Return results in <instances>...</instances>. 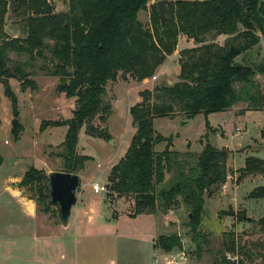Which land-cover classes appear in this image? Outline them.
Returning <instances> with one entry per match:
<instances>
[{"label":"trees","instance_id":"1","mask_svg":"<svg viewBox=\"0 0 264 264\" xmlns=\"http://www.w3.org/2000/svg\"><path fill=\"white\" fill-rule=\"evenodd\" d=\"M150 1L67 0L68 8L57 10L52 0H0V82L13 102L11 129L17 140L23 126L8 76L20 80L23 88L34 90L37 82L30 77V68L37 57L46 60L39 68L59 76L56 91L75 96L71 117L61 121L68 128L59 144L63 148L60 169L77 172L91 157L77 148L81 126L88 134L111 138L104 124L112 111L106 92L109 81L115 80L119 72L138 80L153 76L177 47L179 34L193 38V45L179 50V74L173 83L157 82L151 89L139 90L141 99L129 107L135 132L107 179L117 196H134L136 212H166L182 200L192 213L186 222L191 239L200 248L204 198L214 186L227 180V149L206 140L201 150H156L155 145L168 137L154 130L153 118L174 112L184 113L186 119L199 112L264 109V59L250 63L236 59L260 41L264 0H168L164 29L156 0L149 3L152 25L139 19V11ZM10 10L20 26L21 33L16 36L5 27ZM47 123L42 121L41 127ZM2 161L0 154V165ZM44 171L29 166L19 185L35 189V199L47 211L51 207L42 179ZM167 172H172V183L157 189ZM251 173L264 175V157L246 156L238 178ZM250 191L251 197L264 196V184ZM260 222L264 223V216ZM225 243L220 255L214 257V264H246L227 252H250L237 246L234 236ZM155 245L165 251L182 247L178 232L161 233ZM261 259L258 264H264V255Z\"/></svg>","mask_w":264,"mask_h":264},{"label":"rangeland","instance_id":"2","mask_svg":"<svg viewBox=\"0 0 264 264\" xmlns=\"http://www.w3.org/2000/svg\"><path fill=\"white\" fill-rule=\"evenodd\" d=\"M52 1L57 10L68 8L67 0ZM138 17L151 26L150 6L141 9ZM5 27L10 35L21 33L17 17L11 10ZM245 54V59L241 60L242 54L236 59L247 63L264 59V31L257 46ZM178 60V56L172 55L162 64L160 72L164 74L156 71L153 76L138 80L129 73L119 72L118 77L107 84L112 111L104 124L108 126L111 138L88 134L83 126L78 132V151L91 157L85 167L77 171L85 174L82 190L78 192L82 202L72 208L71 223L67 227L60 223L53 207L43 210V204L35 199V189L20 186L19 182L31 165L45 171L62 168L63 148L59 143L68 127L61 121L71 117L75 96L56 91L59 76L40 69L46 60L39 57L30 68V77L37 82L36 89L23 88L20 80L8 76L23 126L19 139L15 140L11 129L15 117L13 102L4 91V83L0 82V154L3 157L0 165V264H113L112 259L117 264H165L170 255L180 261L179 250H184L186 258L178 264H214V257L220 255L219 250L231 236L237 246L250 255L237 249L227 252L228 256L243 259L246 264H258L262 260L264 223L260 219L264 216V196L256 198L249 193L264 184V175L251 173L242 179L238 177L246 156L264 157V109L242 113L238 108L207 114L199 112L186 119L184 113L174 112L153 118L154 130L168 137L155 145L156 150L165 147L201 150L206 140L227 149V180L214 186L204 198L200 225L204 239L201 238L200 248L191 239L192 231L186 222L192 215L182 200L178 199L166 212L160 209L136 212L133 195L117 196L111 192L107 173L124 155L135 132L130 105L141 99L140 89H151L157 82L173 83L179 74ZM42 121L48 123L41 127ZM95 122L98 123V119ZM165 176L157 189L172 183V172ZM92 181L105 184L107 190L94 191ZM102 201L116 205V208L109 209L111 215L143 214L142 219L119 220L116 226L113 225L116 231L112 235H108L109 231L101 225L90 228L76 221L77 218L83 219L82 208ZM165 213L169 225L162 222ZM160 227L162 231L178 232L182 247L156 252L152 244ZM85 232L91 234L90 237Z\"/></svg>","mask_w":264,"mask_h":264},{"label":"water","instance_id":"3","mask_svg":"<svg viewBox=\"0 0 264 264\" xmlns=\"http://www.w3.org/2000/svg\"><path fill=\"white\" fill-rule=\"evenodd\" d=\"M158 18L161 29L165 28L166 7L168 0H156ZM6 69L10 72V67ZM171 83V82H170ZM46 186L47 203L56 210L60 223L67 227L72 215V208L79 201L78 192L82 187V178L78 172H68L61 169L47 170L42 173ZM190 215H192L190 213ZM249 218V217H248Z\"/></svg>","mask_w":264,"mask_h":264},{"label":"crops","instance_id":"4","mask_svg":"<svg viewBox=\"0 0 264 264\" xmlns=\"http://www.w3.org/2000/svg\"><path fill=\"white\" fill-rule=\"evenodd\" d=\"M153 1L154 0H151L150 2L147 3V5L150 6L149 3H152ZM261 33L262 32H260V35H261ZM193 44H194L193 38H190V37L188 38V37H186L183 34H179L178 35L177 47L172 51L171 54L167 55L166 59L160 65H158V67L156 68V71H158V73H159L160 70H161V67L165 64V62H167L168 60L171 59L172 55L173 56H178L180 49L187 48V47H189V46H191ZM249 50H251V49H249ZM249 50H247V51H249ZM247 51H244L243 53H241L242 54L241 60L245 59V56H246L245 53ZM178 58H179V56H178ZM178 62H179V60H178ZM160 73L164 74L162 72H160ZM78 173L80 174V176L82 178V186H83V181H84L83 177H84L85 174L82 173V172H78ZM81 190H82V187H81ZM79 202H82L80 198H79V201L77 202V204ZM110 208H116V205L110 204V203H108V204L107 203H103V201H102L101 204H99V203H97V204H88L86 207L81 209L82 212H83V219L79 220L77 218L76 221H78V222L80 221L82 224H84V226H87V227H90V228L91 227L94 228V226H96V225H101L102 228L104 227L103 228L104 230L106 229L107 232L109 231L108 235L109 234L112 235L113 232L116 231V229L114 228L113 225L116 226V224H118L119 220L122 219V220L125 221V220L138 218V217H139V219H142L140 217L143 214H138V215H135V216H130L128 214H123V213H119L118 215H111L109 213V209ZM77 211H78V209H77ZM71 213L73 215V212H71ZM72 215H71V217H72ZM166 215H167L166 213L162 215V217H161L162 218V222H164L165 225H169V219L166 217ZM71 217H70L69 225L71 223ZM170 232H174V231H168L167 229L166 230L164 229V231H162L161 227H160L159 230H156V233H158V235H160L161 233H170ZM87 233H89V232H87ZM84 234L88 235L89 237L91 235V234H86V232ZM152 245L155 248L156 252L160 251V250L161 251L163 250L161 247H158L157 245H155V243L152 244ZM163 251H165V250H163ZM112 263L113 264H117L118 262L115 263V259L114 260L112 259Z\"/></svg>","mask_w":264,"mask_h":264},{"label":"built area","instance_id":"5","mask_svg":"<svg viewBox=\"0 0 264 264\" xmlns=\"http://www.w3.org/2000/svg\"><path fill=\"white\" fill-rule=\"evenodd\" d=\"M92 188L96 192H101V191L107 190V187L105 184H100L97 181H92ZM178 252L180 253L178 256L180 258V261L184 260L186 258L184 250H179ZM180 261L175 255H170L169 257H166L165 264H178V262H180ZM154 264H156V263H154Z\"/></svg>","mask_w":264,"mask_h":264}]
</instances>
